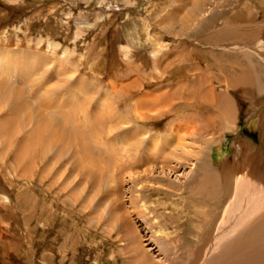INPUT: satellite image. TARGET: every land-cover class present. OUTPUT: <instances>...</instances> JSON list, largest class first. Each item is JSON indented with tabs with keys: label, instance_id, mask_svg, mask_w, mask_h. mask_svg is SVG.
Segmentation results:
<instances>
[{
	"label": "rangeland",
	"instance_id": "rangeland-1",
	"mask_svg": "<svg viewBox=\"0 0 264 264\" xmlns=\"http://www.w3.org/2000/svg\"><path fill=\"white\" fill-rule=\"evenodd\" d=\"M254 51L264 0H0V264H200L222 162L264 170Z\"/></svg>",
	"mask_w": 264,
	"mask_h": 264
},
{
	"label": "bare ground",
	"instance_id": "bare-ground-1",
	"mask_svg": "<svg viewBox=\"0 0 264 264\" xmlns=\"http://www.w3.org/2000/svg\"><path fill=\"white\" fill-rule=\"evenodd\" d=\"M9 54L11 55V53ZM260 91L258 90L259 93ZM255 94L256 90H254V95ZM143 106L144 105L141 103V108ZM111 110L113 119H120V112L118 111V109L113 107V109ZM221 114L223 116V120L225 117L229 116L228 112H226L225 114L223 110H221ZM115 116L117 117L115 118ZM225 120L222 122V125H226L229 122L228 119L225 118ZM230 123L231 122H229V124ZM114 130H117V128H113V131ZM157 142L158 141L156 140L155 142H153V144H157ZM224 162L225 161L222 162V165L220 167L221 183L226 187L224 193H228V189H230L231 186L234 184V186H237L236 197L238 198V201H240V199H242L245 195H248L250 197V201L248 200L249 203H247L246 206L242 209L243 211L233 213V220H229L225 228L216 234L217 237L215 238V240H213V235V237L211 238L206 237L207 239L205 243L199 247V250L197 252L198 255H195L196 258L194 261L198 262V260H200L202 261L201 263L199 262L200 264H207L205 261L202 260L203 255H208L210 249L211 254L216 253L217 255L218 253H220L218 250H220L222 246L220 240H230L227 245H223V248L221 249L220 253L221 255L218 254L221 257L218 258L216 256V259L212 257V262L208 264H264V170L259 167L261 165H258L259 162H250L247 177L246 179H243V167L240 168L238 166V168L234 171V174L232 175L230 171L225 168L226 163L223 165ZM237 165L235 166L237 167ZM241 165L243 166V164ZM253 194L255 199L252 198ZM239 203H241V205L243 204L242 201H240ZM213 227L214 226H211L212 231L214 230ZM210 242V249L207 250V253H205L206 251H203L202 254V248L206 250L210 245ZM218 243L220 244V246Z\"/></svg>",
	"mask_w": 264,
	"mask_h": 264
},
{
	"label": "crops",
	"instance_id": "crops-1",
	"mask_svg": "<svg viewBox=\"0 0 264 264\" xmlns=\"http://www.w3.org/2000/svg\"><path fill=\"white\" fill-rule=\"evenodd\" d=\"M253 52V51H252ZM255 52V51H254ZM251 55V58H253V59H255L256 61V64H257V66L255 67V69H256V72H258V73H261L262 75H263V72H264V66H263V63H262V61L259 59V58H257V57H259L260 56V58L262 57L261 55H258L256 52L255 53H253V54H250ZM250 67V66H249ZM243 71H245V68L244 67H242L241 69H240V77L244 74V73H242ZM248 72H249V69H248ZM245 75V74H244Z\"/></svg>",
	"mask_w": 264,
	"mask_h": 264
}]
</instances>
